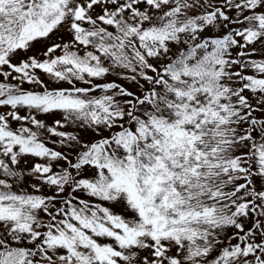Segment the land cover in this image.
Masks as SVG:
<instances>
[{"label": "snow or ice", "instance_id": "obj_1", "mask_svg": "<svg viewBox=\"0 0 264 264\" xmlns=\"http://www.w3.org/2000/svg\"><path fill=\"white\" fill-rule=\"evenodd\" d=\"M0 264H264V0H0Z\"/></svg>", "mask_w": 264, "mask_h": 264}]
</instances>
